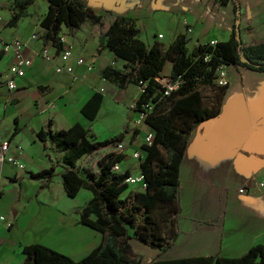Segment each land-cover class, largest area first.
<instances>
[{"label":"crops","instance_id":"obj_1","mask_svg":"<svg viewBox=\"0 0 264 264\" xmlns=\"http://www.w3.org/2000/svg\"><path fill=\"white\" fill-rule=\"evenodd\" d=\"M81 1L100 15V22L84 20L76 26H60L58 32H64L72 43L67 60L71 70L56 71L55 66L63 63L58 55L45 60L38 54L43 43L55 51L50 41H43L44 27L39 23L48 0L25 3L24 13L13 24L7 20L17 9L14 0H0V38L23 40V51L31 59L23 75L15 77L16 86L8 88L3 77L11 51L0 49V139H10V150L24 164L22 168L0 164V213L9 221L0 223V264H23L21 246L34 242L78 259L101 239L100 232L79 222L78 212L90 198V190L80 187L75 195L66 194L60 176L67 165L63 161L65 149L38 138L39 128L53 131L79 121L91 140L123 130L120 150L108 143L81 154L73 164L97 171L99 156L115 150L123 155L112 166L113 171L140 172L131 152L140 149L149 126L145 122L143 128L136 125L128 106L138 95L137 85L133 81L119 85L102 76L105 67L118 71L128 68L125 59L100 45L102 33L114 17H130L137 36L145 44L157 42L161 48L177 33L185 32L189 52L197 43L226 39L237 9L242 43L264 39L263 0ZM32 32L38 35L29 39ZM76 56L92 63V68L76 63ZM170 68L171 61L165 59L155 78L168 76ZM226 70L229 80L217 112L198 122L185 142L178 168L176 236L164 251L131 236L128 241L139 254L138 264L154 258L233 257L253 244L264 243V185L258 183L264 181V69L229 63ZM94 91L101 93V99L94 117L88 118L80 107ZM134 130L139 143L130 138ZM48 166H52L49 176L31 175ZM129 189L140 190L134 183L120 195Z\"/></svg>","mask_w":264,"mask_h":264},{"label":"trees","instance_id":"obj_2","mask_svg":"<svg viewBox=\"0 0 264 264\" xmlns=\"http://www.w3.org/2000/svg\"><path fill=\"white\" fill-rule=\"evenodd\" d=\"M32 0H14L17 9L7 20L13 24L24 13V4ZM226 2L227 0H219ZM264 2V0H263ZM88 20L100 22L81 0H48L39 23L44 27L43 41L57 43V33L62 24L72 27ZM238 12L234 14L230 35L213 43H197L189 52L185 43L187 35L179 32L165 47L159 43L145 44L136 34L133 20L116 16L106 26L100 45L126 60L128 68L118 71L105 67L103 77H111L119 85L127 81H144L143 90L136 97V105L150 103L143 121L152 130V139L142 143L138 158L139 171L145 183L143 189H129L123 178L129 171H113L122 153L110 150L97 159L98 169H81L74 160L99 146L115 143L123 137V130L102 140H91L87 129L75 121L66 128L50 130L39 128L36 135L49 139L56 147L65 149L63 161L67 164L60 172L61 183L67 195L73 196L80 187L90 190L91 196L79 210V222L101 233L99 243L78 259L61 253L47 245L34 242L21 246L23 264H138L139 254L134 252L128 239L132 236L159 251L172 244L178 206V168L190 130L206 117L217 112L226 85L213 81L215 67L220 64H240L249 68L264 69V39L243 44L236 37ZM59 45V43H57ZM207 57H204L205 55ZM165 59L171 61L169 75L180 74L179 86L163 94L162 84L155 78ZM214 89L215 100L204 103L198 85ZM101 93L94 91L81 105L80 111L93 118ZM49 123V121H48ZM52 166L40 169L32 176H49ZM264 185V181H263ZM146 264H264V243L249 246L238 256L196 255L174 258H154Z\"/></svg>","mask_w":264,"mask_h":264},{"label":"built area","instance_id":"obj_3","mask_svg":"<svg viewBox=\"0 0 264 264\" xmlns=\"http://www.w3.org/2000/svg\"><path fill=\"white\" fill-rule=\"evenodd\" d=\"M36 32H32L29 34V39H33L37 37ZM157 36H161L160 33L157 34ZM56 42L59 43H51L55 51H50L48 44L43 43L41 47L38 50V54L41 58L45 60H49L52 58L54 54L58 55L62 64L56 65L55 70L59 71L61 69H65L67 71L71 70V65L67 62L68 58L70 57L72 53V43L67 39V36L64 32H58L57 33V39ZM215 42V41H214ZM25 45V42L19 38H13L11 40H4L0 38V49L2 51L10 50L11 51V60L7 66V71L3 77L4 84L8 88H13L16 86L15 77L21 76L24 73V68L30 63L31 59L29 56H27L24 51L23 47ZM206 54L204 57H207ZM76 63H83L85 66V69H91L92 63L84 61L82 56H76L75 58ZM163 86L162 93L167 94L171 90L176 89L179 84L182 81V77L180 74H176L173 77L170 75L163 76L161 79H157ZM229 76L226 70V64L220 63L215 67L214 70V76L213 81L218 85H226L228 83ZM138 93L143 90L144 81L138 80L137 83ZM136 97L129 103V108H131L133 111L137 112L138 115V121L142 122L143 117L146 114V111L150 108V103L148 102H141L139 106L136 105ZM152 139V130L148 128L143 133V141L142 143L148 144L151 142ZM115 148L117 150H120L122 148V143L120 141H117L114 143ZM16 149H19V145L14 146ZM11 143L10 139H0V164L2 162H7L17 168H22L24 166L23 162L20 160V158L10 150ZM142 149H133L131 154L132 156L139 158L141 155ZM123 181L127 184L129 183H137L139 189H143L145 186V183L142 179V174L139 172L134 175H127L123 178ZM260 185H263V181L258 182ZM239 191L243 190V187L238 188ZM7 216L4 213H0V223L2 221H9L7 220Z\"/></svg>","mask_w":264,"mask_h":264},{"label":"rangeland","instance_id":"obj_4","mask_svg":"<svg viewBox=\"0 0 264 264\" xmlns=\"http://www.w3.org/2000/svg\"><path fill=\"white\" fill-rule=\"evenodd\" d=\"M262 3V1H261ZM261 15V14H260ZM163 41L165 42L166 41V37H163ZM198 89H199V92L201 93V96H202V100L204 103H207L209 104L211 101L215 100V93H214V89H212L209 85H204V84H200L198 85ZM132 101V99L129 101V103ZM133 121L136 123V125H139L141 128H143V124L142 122L138 121V115H137V112L133 111ZM137 135V131H132L131 132V139H134V141L136 143H139L140 142V139ZM100 151V150H99ZM100 152H98V154L96 155H99ZM135 161V167L137 168V161H138V158H135L133 159V162ZM135 172H136V169H135ZM134 183H129L128 184V187H133Z\"/></svg>","mask_w":264,"mask_h":264},{"label":"water","instance_id":"obj_5","mask_svg":"<svg viewBox=\"0 0 264 264\" xmlns=\"http://www.w3.org/2000/svg\"><path fill=\"white\" fill-rule=\"evenodd\" d=\"M235 33H236V37L239 39L240 36H239V29H238V27L235 28Z\"/></svg>","mask_w":264,"mask_h":264}]
</instances>
